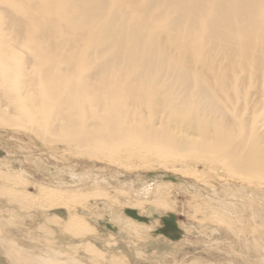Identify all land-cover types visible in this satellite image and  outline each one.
<instances>
[{
    "label": "bare ground",
    "instance_id": "obj_1",
    "mask_svg": "<svg viewBox=\"0 0 264 264\" xmlns=\"http://www.w3.org/2000/svg\"><path fill=\"white\" fill-rule=\"evenodd\" d=\"M0 123L264 181V0H0Z\"/></svg>",
    "mask_w": 264,
    "mask_h": 264
},
{
    "label": "rangeland",
    "instance_id": "obj_2",
    "mask_svg": "<svg viewBox=\"0 0 264 264\" xmlns=\"http://www.w3.org/2000/svg\"><path fill=\"white\" fill-rule=\"evenodd\" d=\"M172 152L0 123V264H264V181Z\"/></svg>",
    "mask_w": 264,
    "mask_h": 264
}]
</instances>
